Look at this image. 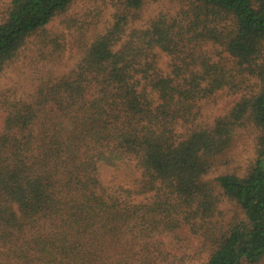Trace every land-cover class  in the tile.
I'll return each mask as SVG.
<instances>
[{
  "label": "trees",
  "instance_id": "trees-1",
  "mask_svg": "<svg viewBox=\"0 0 264 264\" xmlns=\"http://www.w3.org/2000/svg\"><path fill=\"white\" fill-rule=\"evenodd\" d=\"M75 1L11 0L0 72ZM110 1L115 22L70 73L0 97V264H154L160 236L182 226L203 239L198 264H264V0H181L128 33L148 0ZM225 88L239 95L228 112L196 122L197 102ZM243 126L256 158L209 177ZM126 161L140 171L131 186L104 181L101 167ZM224 200L234 214L220 220Z\"/></svg>",
  "mask_w": 264,
  "mask_h": 264
},
{
  "label": "rangeland",
  "instance_id": "rangeland-1",
  "mask_svg": "<svg viewBox=\"0 0 264 264\" xmlns=\"http://www.w3.org/2000/svg\"><path fill=\"white\" fill-rule=\"evenodd\" d=\"M11 0H0V16ZM183 8L181 0H148L140 10L131 11L126 33L133 28H141L158 15L176 16ZM118 14L117 6L110 0H76L65 14L54 19L47 27L49 37H33L24 49L20 60L0 72V97L28 98L36 85L50 74L63 75L70 73L84 56L90 43L106 29L110 28ZM44 35V34H40ZM59 40V46L53 39ZM43 39H47L46 43ZM221 48L206 44L201 49L212 57L222 60L228 67L233 62ZM169 58L161 56L159 67L170 70ZM238 94L228 88L200 99L197 102L196 122L212 124L215 118L224 115L238 98ZM5 111L0 110V132L3 128ZM255 130L251 126L237 129L233 141L221 163L209 177L220 173L242 172L256 158ZM100 173L105 182L113 181L131 186L140 176L139 169L131 162H122L119 166L101 167ZM219 219L232 217L234 206L224 200L219 204ZM155 243L154 264H198L206 260L207 251L203 248V239L193 234L186 226L174 232L160 236Z\"/></svg>",
  "mask_w": 264,
  "mask_h": 264
}]
</instances>
